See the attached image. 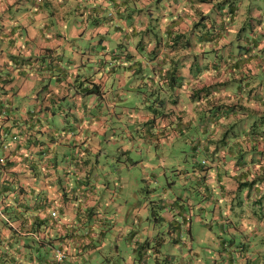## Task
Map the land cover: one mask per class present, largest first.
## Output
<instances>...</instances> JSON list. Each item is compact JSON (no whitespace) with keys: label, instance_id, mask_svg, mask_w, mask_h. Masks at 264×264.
<instances>
[{"label":"crops","instance_id":"0c3cea01","mask_svg":"<svg viewBox=\"0 0 264 264\" xmlns=\"http://www.w3.org/2000/svg\"><path fill=\"white\" fill-rule=\"evenodd\" d=\"M246 3L247 10L243 0H0L3 59H14L8 53L23 43L29 45L28 54L38 56L35 63H27L34 71L17 70L23 72L20 85L14 79L9 82L14 71L0 74V99L6 105L3 121L9 132L20 136L6 150L7 160L14 162L7 170L13 173L12 183L22 185L21 191L0 197V209L5 207L0 210V264H264V172H260L264 169V0ZM230 6L232 13H224ZM131 9L134 12L129 13ZM95 14L99 20L95 19L92 33L111 30L110 58L116 61L108 69L103 66L92 72L93 66L83 60L84 52L75 48L77 29L70 24L82 22L81 15L94 18ZM132 15L146 26L148 33L142 36L146 49L129 43L125 50L132 60H118L116 40L124 33L123 20ZM226 17L231 19L227 38L247 36L246 53L231 55L233 65L236 58L247 55L244 62L229 68L218 62V52L205 65L203 55L193 60L190 48H180L188 37L197 39L193 52L205 48L206 26L220 31L215 44H221L224 37L218 24L222 19L227 22ZM173 21V34L181 35L178 48L169 52L163 48L154 56L149 52L154 25L164 30ZM139 66L141 81L146 78L149 86L137 93L138 99L145 106L152 99L156 112H142L141 120H133L128 119L125 103L130 91L123 84L126 71ZM37 80L41 85L35 84ZM92 87L98 88L93 90L97 94ZM22 97L33 107H25ZM82 98H86L84 106L79 105ZM56 107L65 119L74 107L78 109L68 123L78 126V132L61 142L54 139L60 129ZM113 119L125 121L121 133L133 139L128 123L145 128V134L137 137L148 145L158 141L171 147L178 140L188 163L175 166L173 160L182 157L176 155L168 167L159 155L161 162L154 171L159 175L161 170L165 181L144 190V174L137 171L143 161L133 162L126 155L128 165L118 155L124 152L121 144L116 153L104 147L103 141L114 133L106 136L103 130ZM225 119L235 124L227 128ZM222 137L227 138L225 143ZM85 140L89 145L84 146ZM199 155L201 161L213 157L208 169L195 168ZM133 168L136 173L131 177ZM36 217L38 225L33 223ZM196 223L204 227L206 245L194 247ZM55 248L65 253L61 261L53 259ZM208 250L215 252L211 260L208 254L197 255Z\"/></svg>","mask_w":264,"mask_h":264},{"label":"rangeland","instance_id":"374dc122","mask_svg":"<svg viewBox=\"0 0 264 264\" xmlns=\"http://www.w3.org/2000/svg\"><path fill=\"white\" fill-rule=\"evenodd\" d=\"M246 0H243V5H245L244 7H246L247 10V5H246ZM134 12V9H131L129 13ZM146 14V10H144L143 15ZM117 16V15H116ZM153 17H156V15L153 14ZM98 19L99 20V16L95 14L94 18L92 16H79L78 20L82 21V22H73L70 24V26L73 25V29H77L76 30V35L73 36L74 41H76L75 44V48H77V50H81L83 53V60L88 62L89 64H91V66H93L92 68V72H95V69L98 67H103L106 66V68L108 69V66L111 63H115V59H113L111 61V56H110V50L114 49V37L113 35H111V30L109 31H99V33H92L95 31V29L97 28V26H95L94 22ZM124 24H123V28H124V33L121 34L120 39L116 40L118 41V52H117V57L118 60L122 59L124 61H126L127 59L130 58V56H128L127 58V52L125 50V48L127 47L129 49L128 44L130 43L131 46L133 47H139V43L141 42L142 36L145 37L147 35V31H145L146 26H142V24L139 22V20H135V16L132 15L131 18H128L127 16L125 17V19L123 20ZM68 25H65L64 28L68 29ZM77 26V27H76ZM8 27V26H7ZM10 27V26H9ZM133 29L136 31V33H133ZM110 45V46H109ZM29 45L26 44H22L21 46L17 47L16 49L12 48L11 52H9L8 54L12 55L14 59H3L2 54L0 53V66H2V68H0V73L2 76L6 75V72L8 71H14L12 73V79L9 81L11 82L13 79L14 81H16L15 83L17 85H20L23 81L20 80L19 78V73L21 75H23V72H17L18 69L24 68L27 72H31L34 71L30 68L29 61L35 63L36 59L38 56H34V55H30L29 53V49H28ZM88 50H94L95 53H90L88 52ZM120 50L123 51L120 53ZM5 52H8L7 47L4 48ZM20 52V53H19ZM105 57H108L109 60L104 63H99L100 59H105ZM129 60H132V58H130ZM99 63V64H98ZM135 67V66H134ZM86 70L88 71L89 68L86 67ZM141 71H142V67L139 66L137 67L136 70L130 69L128 71H126V79H125V84H123V87L128 89L130 92H128V98H130V100L127 103L128 106V111H129V115L130 117L128 119H133V120H141V113L142 112H149L150 114H155L156 110L154 107V102L152 99L146 100L147 102H150V105L146 104H140V102L142 101L141 97L140 99H138L137 93L139 91H147L148 89L146 87H148L149 85L147 84V79L145 78L143 80V82L141 81ZM94 75V73H92ZM149 75H153L152 73L148 72ZM111 77H112V73H110ZM95 76H97V73H95ZM31 80V77L28 78ZM1 81V79H0ZM109 80H106L105 82H109ZM27 84H30L31 82L29 80H26ZM30 82V83H29ZM48 82V81H47ZM36 85H41L40 80H37ZM46 87V86H45ZM43 88L44 90L46 88ZM35 88H39V87H35ZM51 88H54V85L51 86ZM251 91H253V89H251ZM94 92V91H92ZM93 94H97L96 92H94ZM264 97V95L262 96ZM21 99V103L25 106V107H33L32 104H29L30 101H28L26 98H20ZM86 98H82L79 101V105L80 106H84V102H85ZM95 102H98V100L96 99ZM29 105V106H28ZM72 107V104H70ZM65 108H69V106H66ZM56 111V116L60 118V129L58 131V133L55 134L54 139L57 142H61V140L63 138H65V136L70 137L73 136L74 133L78 132L76 131V129L78 130V126L76 127V129L74 128L73 125H68V123H71L72 120L74 119V117H76V114L74 113V111H78V109H76L75 107L73 108V110H71V113L67 115V118L65 119V114L61 113V116L58 115L59 113V107L55 108ZM88 110H84V113L86 114ZM160 112V111H159ZM244 113L247 115L248 118L251 117V113L244 111ZM4 114V113H3ZM127 119V117H126ZM222 121H226V127L230 128L233 124L235 123H231L229 120L225 119ZM139 123V122H137ZM137 123H135L134 125H136ZM240 121H238V125H239ZM125 125V121L123 120H110L107 123V126L110 128L107 130H103L106 131V136L109 133H114L113 135L111 134L110 137L107 140H104V147L105 149H113L114 153L117 152V149L120 145L119 148H124V152H122L123 150H120V152H118L119 157L121 158V160L123 162H125L126 160V155L127 156H131V160L133 162H142L143 164H139V166L137 167V171H141L142 177H144L143 181H142V187L143 189H147L148 186L150 185L151 187L154 188V184L157 183H161L162 181H165V175L162 173L161 170L159 171V175L156 171H154V165L157 168L158 167V163L161 162V160L158 158V156L160 155L165 162V165L170 167L171 164V159H174L173 157H175L176 155L178 156H182L181 159L179 160H173L175 161V166H177L178 164H180L181 166L185 165L188 163L187 159V153L185 154V151H180L178 149V145H177V141L178 140H173L169 144L167 142H164L163 145H160L158 143L160 142H156L155 144H150L148 145L147 142L144 141H140L139 137H137L139 134H145V128H140L137 127L139 129H135V127L133 126V124H129L128 123V130L132 131V133L134 134V139L128 137V135H125L124 132L121 133V129L122 127H124ZM124 133V134H123ZM123 136V138H121ZM4 139V143L0 144V156H2L3 154L6 153V150L8 149V146L11 144V142L13 140H19L20 136L15 134V133H7L5 134ZM97 139V138H95ZM92 142V140H90ZM81 143V141L79 140L78 143H76L77 145H75L76 147L79 146V144ZM85 143L84 146L89 145L88 140H85V142H83V144ZM66 145V144H64ZM71 145V143H70ZM133 145V146H132ZM170 148H172V150H170ZM178 149V150H177ZM126 150V151H125ZM157 154V155H156ZM200 155L198 156V160H199ZM110 158H114V156H110ZM184 158V159H183ZM186 159V160H185ZM132 162V163H133ZM125 163H128V165L131 163V161H126ZM134 166V168L137 166L136 163L132 164ZM124 168L126 169L127 166H124ZM133 169H131L129 173H131V177L135 176L136 171ZM166 174L170 177L172 176L171 171H166ZM143 193V192H142ZM146 195V192L143 193L142 198H144ZM195 195H197V193H195ZM198 197V195H197ZM141 198V197H139ZM150 197H148L147 199H149ZM151 199H154V195L151 196ZM149 201V200H148ZM195 206V204L193 205V207ZM151 207V205H150ZM196 209V208H195ZM151 213V212H149ZM152 214V213H151ZM201 228V229H200ZM204 228V227H203ZM202 227H200V225L198 223H196V225H194V232L195 235L197 236V241L194 242V247L197 246V244L199 243L200 245H206L207 241L203 238L206 237V235H202ZM209 250L206 251H199V256H202L204 258H206V255L208 254L210 256V260L212 259L213 253H208ZM191 262H193L196 258V254L191 253ZM153 259L151 258V262L153 263ZM100 261L103 260L102 257L99 258ZM188 259H185L183 261V263H187ZM96 264V263H95Z\"/></svg>","mask_w":264,"mask_h":264},{"label":"trees","instance_id":"16d2710c","mask_svg":"<svg viewBox=\"0 0 264 264\" xmlns=\"http://www.w3.org/2000/svg\"><path fill=\"white\" fill-rule=\"evenodd\" d=\"M159 1H161V0H154V2H159ZM232 9L234 10V8H232L231 6L226 7L223 12L226 14L227 13L230 14L233 11ZM224 19H226L227 22H225V21L223 22V19H222V21L219 22V24H218V27L221 28V34L224 37V40L222 41L221 44H215V42L219 41L218 37H220V35H218V34H220V31L219 30L213 31L209 28L210 26L205 27V24H204L203 26L205 27V29H204L203 34L207 36L205 38V41H207V46L205 48L201 49V51L199 53L198 52L195 53L193 51L195 48L194 44H195L197 39L196 38L193 39L192 37H188L186 39L185 43L180 45V48H185V49L190 48V50L192 51L193 60H198L199 55L200 56L203 55L202 57H205V60L203 62L205 65H209L210 62H213L214 61L213 59L215 58V55L218 54V52H220L217 55V58L219 59L218 62L223 61L224 64H226L229 68H231V67L234 68L236 62L237 63L244 62L243 59L245 60L247 55H244L245 57H243V58H236L234 61V65L232 64L231 60H232V56H233L232 53L234 51L244 50L243 52L246 53L247 47L249 45L246 41L247 36L246 35L243 36L244 40H238V36L235 37L234 39H232L231 37L227 38L226 27H230L229 22L231 21V19H230V17H228V19H227V17ZM174 23L175 22L173 21L169 24V26L165 25L164 30H161L160 26L156 27L154 25V30H153V42L154 43H153V47L150 48V50H149L150 53H154V56L157 53V51L160 49H163V48L165 50L168 49V52H169L175 48H178L177 41L181 37V35L179 33L173 34L172 30L174 29V25H173ZM203 26L201 28H203ZM146 45H147V41L142 38L141 42L139 43L138 48L146 49ZM209 54H213V56H212L213 58L210 57ZM237 60H240V61H237ZM198 64L199 63H197L196 65L198 66ZM236 66H237V64H236ZM158 89H160V86L158 87ZM90 90L91 91H93V90L97 91L98 88L92 87ZM5 108H6V105L3 104L2 99H0V144L4 143V140H2V139L6 138L5 134L13 133V132H9L8 129L10 127H8V125L3 121V119H4L3 113L6 110ZM5 117H6V114H5ZM220 140L225 143L227 141V138L225 140V137H222V138H220ZM12 161L13 160H7V155H5V154L0 156V197L1 198L3 197V195H6V193H11V192L13 193V192L22 190V188H21L22 185L20 183H18V182L15 184L12 183L13 173L8 172V170H7L8 169L7 167L14 163ZM212 161H213V157L210 156V158H204L202 161L198 160L197 164L194 166H195V168H198V169L202 168L203 170H206L209 168V166H211ZM17 171L18 170H16V172H15V176L18 174ZM260 172H264V169L262 168L260 170ZM4 208H5L4 206L1 207V209H4ZM2 214H3V212H2ZM2 217H3V219L7 220V222H8V218H6L4 216H2ZM33 220H34L33 223H35L36 225L40 224L38 217H36Z\"/></svg>","mask_w":264,"mask_h":264},{"label":"built area","instance_id":"2783aa9c","mask_svg":"<svg viewBox=\"0 0 264 264\" xmlns=\"http://www.w3.org/2000/svg\"><path fill=\"white\" fill-rule=\"evenodd\" d=\"M52 214H56V210H52ZM65 253L61 248H55L54 253H53V259L55 261H61L64 257Z\"/></svg>","mask_w":264,"mask_h":264}]
</instances>
